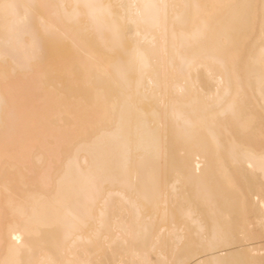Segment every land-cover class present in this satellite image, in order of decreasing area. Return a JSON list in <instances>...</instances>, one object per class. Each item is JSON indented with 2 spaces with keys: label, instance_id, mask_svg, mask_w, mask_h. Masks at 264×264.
<instances>
[{
  "label": "bare ground",
  "instance_id": "obj_1",
  "mask_svg": "<svg viewBox=\"0 0 264 264\" xmlns=\"http://www.w3.org/2000/svg\"><path fill=\"white\" fill-rule=\"evenodd\" d=\"M0 264H264V0H0Z\"/></svg>",
  "mask_w": 264,
  "mask_h": 264
}]
</instances>
